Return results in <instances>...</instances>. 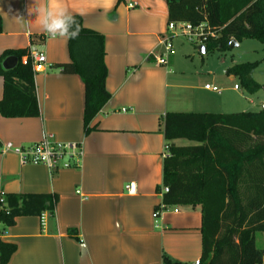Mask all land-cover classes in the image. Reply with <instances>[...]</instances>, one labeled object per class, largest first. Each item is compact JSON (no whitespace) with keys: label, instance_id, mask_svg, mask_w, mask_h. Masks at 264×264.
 I'll list each match as a JSON object with an SVG mask.
<instances>
[{"label":"crops","instance_id":"1","mask_svg":"<svg viewBox=\"0 0 264 264\" xmlns=\"http://www.w3.org/2000/svg\"><path fill=\"white\" fill-rule=\"evenodd\" d=\"M129 1L136 5L129 8ZM56 3L104 37L110 98L86 134L83 83L77 74L56 67L70 60L67 37L40 40L49 33L36 14L28 15L35 7ZM166 23L165 0H0V54L35 48L46 57L45 71L34 74L39 115H0V190L19 196L18 207L34 211L15 217L12 225H0V240L15 245L6 264L199 260L200 205L161 207L162 118L166 112L224 113L237 101L221 89L217 93L192 84L185 73L176 74L169 57L164 65L154 61ZM0 65L6 69L5 58ZM2 89L0 76V98ZM48 133L58 141L81 144L80 166L74 161L56 169L22 164L14 152L1 151L6 143L29 146ZM181 140L173 142L181 145ZM130 182L135 185L132 194L126 190ZM48 199L52 208L45 207Z\"/></svg>","mask_w":264,"mask_h":264},{"label":"trees","instance_id":"2","mask_svg":"<svg viewBox=\"0 0 264 264\" xmlns=\"http://www.w3.org/2000/svg\"><path fill=\"white\" fill-rule=\"evenodd\" d=\"M167 23L206 22L218 35L204 42V52L225 50L230 41L254 39L264 45V0H165ZM79 34L67 38L70 60L56 67L77 74L84 87L83 127L110 98L105 88L104 37L86 28L80 15H72ZM28 49H6L1 61L15 56L17 63L2 69L0 115L6 118L36 117L39 106L34 73L20 58ZM255 62L235 64L226 73L238 77L248 93L259 84L251 78ZM162 131L169 148L163 158L161 187L164 205H200V264H262L264 249L255 245V232H264V110L257 112L209 113L166 112ZM187 139L189 145L173 140ZM19 196L6 195L7 212L0 209V225L9 226L15 217L33 213ZM45 207L52 208L48 199ZM15 245L0 240V264H6Z\"/></svg>","mask_w":264,"mask_h":264},{"label":"rangeland","instance_id":"3","mask_svg":"<svg viewBox=\"0 0 264 264\" xmlns=\"http://www.w3.org/2000/svg\"><path fill=\"white\" fill-rule=\"evenodd\" d=\"M167 24V23H166ZM167 26V25H166ZM171 38L172 49L168 56L169 68L176 74L185 73L192 84L198 87L208 85L222 90V95L235 98L237 104L230 112H257L264 106V45L254 39H244L237 45L225 50L214 49L201 53L197 47V40L189 41L188 37L178 34ZM159 50H162L159 46ZM255 62L256 67L251 72V78L257 82L260 88L255 93H248L240 84L238 77L229 79L226 71L235 64ZM237 85L239 90L233 87ZM187 139L181 140V145L192 144ZM255 245L264 249V232H255ZM264 264V262L262 263Z\"/></svg>","mask_w":264,"mask_h":264},{"label":"built area","instance_id":"4","mask_svg":"<svg viewBox=\"0 0 264 264\" xmlns=\"http://www.w3.org/2000/svg\"><path fill=\"white\" fill-rule=\"evenodd\" d=\"M136 5L135 1H129L127 6L132 8ZM176 31H179V35L188 37L189 41L197 40L200 44L209 38H214L218 34L213 31L206 22H201L198 24H192L190 22H169L167 23L166 30L160 37L159 46L162 50L155 51L152 53V57L157 64H167L168 54L172 49L171 38L176 35ZM50 34H43L39 37L40 40H44L50 37ZM20 62L23 65L30 64L32 72H44L46 68V57L42 50L31 48L28 52L20 58ZM205 88L210 89L214 92L219 93L220 90L214 87L205 85ZM237 89L238 86L234 85ZM2 152L12 151L18 155L20 163L29 164H43L48 168L56 169L59 167L68 168L72 166V161H74V166H80L83 150L81 144L78 142H63L56 140L52 134L48 133L43 136V138L29 146H14L12 143H6L2 146ZM169 155L168 144L165 143L164 151L162 153L163 158ZM126 190L129 194L134 193L135 185L130 182L126 185ZM167 187H161L159 193L166 192ZM165 205L161 203V207ZM0 209L8 211L5 203V194L0 190ZM157 212H155V216ZM44 215H41V220L43 222ZM193 264H200L199 260H196Z\"/></svg>","mask_w":264,"mask_h":264},{"label":"clouds","instance_id":"5","mask_svg":"<svg viewBox=\"0 0 264 264\" xmlns=\"http://www.w3.org/2000/svg\"><path fill=\"white\" fill-rule=\"evenodd\" d=\"M36 14L44 31L52 36L75 39L79 34V28L75 27L72 14L58 3L35 7L28 12L29 16ZM27 25V22H24Z\"/></svg>","mask_w":264,"mask_h":264},{"label":"water","instance_id":"6","mask_svg":"<svg viewBox=\"0 0 264 264\" xmlns=\"http://www.w3.org/2000/svg\"><path fill=\"white\" fill-rule=\"evenodd\" d=\"M238 42L235 41V40H232L229 42L228 44V47H232L234 45H237ZM198 51L201 52V53H204V45L203 44H200L198 47H197ZM17 63V58L15 56H8L5 58V68L6 69H10L12 67H14ZM263 110H264V106H263Z\"/></svg>","mask_w":264,"mask_h":264}]
</instances>
